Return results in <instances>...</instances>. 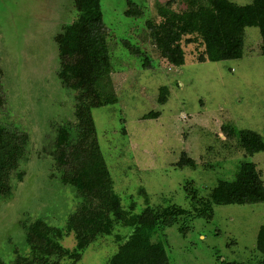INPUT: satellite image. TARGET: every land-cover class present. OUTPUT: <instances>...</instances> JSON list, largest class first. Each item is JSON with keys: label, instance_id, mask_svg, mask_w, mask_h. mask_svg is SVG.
Listing matches in <instances>:
<instances>
[{"label": "rangeland", "instance_id": "rangeland-1", "mask_svg": "<svg viewBox=\"0 0 264 264\" xmlns=\"http://www.w3.org/2000/svg\"><path fill=\"white\" fill-rule=\"evenodd\" d=\"M128 0H99L107 28L110 79L116 102L92 107L95 135L113 189L125 209L175 203L190 209L184 190L191 184L207 197L218 180H230L243 161L256 164L264 184V150L248 154L238 130L264 134V56L257 27L244 29L240 58L198 61L197 42L183 43L184 63L164 60L151 41L147 20H159L156 3L130 0L140 16L126 15ZM182 10L186 0H170ZM239 4L250 0H231ZM77 16L72 0H0V122L26 132L25 155L18 160L20 180L10 176L11 193L0 196V258L13 260L28 252L22 222L40 217L64 227L78 204L74 189L60 182L50 154L58 124L73 120L74 92L57 77L59 58L54 34ZM132 47V49H130ZM134 47V49H133ZM165 100L159 101V92ZM158 112L157 116H145ZM191 159L193 166L179 165ZM208 220L188 217L182 235L178 224L152 237L164 243L169 264H218L237 259L253 263L258 227L264 224V202L214 204ZM97 236L77 262L105 264L116 252L114 233ZM68 248L72 234L61 239Z\"/></svg>", "mask_w": 264, "mask_h": 264}, {"label": "trees", "instance_id": "trees-1", "mask_svg": "<svg viewBox=\"0 0 264 264\" xmlns=\"http://www.w3.org/2000/svg\"><path fill=\"white\" fill-rule=\"evenodd\" d=\"M72 1L77 16L62 25L53 39L59 58L57 77L62 86L74 92L73 120L56 126L50 154L60 182L71 186L79 201L64 227L51 225L40 217L22 222L28 252L15 251L13 260L5 262L0 258V264H63L64 259L77 262L89 243L97 236L112 234L118 224L128 232L124 236L114 233L117 250L105 264H169L163 240L152 239L155 233L178 224L179 232L185 235L189 230L187 218L210 219L214 204L264 202L263 180L254 162L243 161L234 177L218 180L207 197L198 196L191 184H185V193L192 202L190 209L175 203L146 205L138 213L132 212L133 205L125 209L113 189L91 115L92 107L117 99L109 75L107 28L99 0ZM127 4L126 15H141L135 3L128 0ZM170 4V0L156 3L159 20L146 21L152 43L169 64H183V43L191 42L203 47L198 61L240 58L244 29L248 26L258 28L259 50L264 56V0L243 4L231 0H186L182 10H175ZM165 94L160 90V102L165 100ZM157 115L158 112H149L145 116ZM237 134L246 153L264 150V134L247 129H240ZM27 141L26 132L16 133L0 122V196L11 193L12 173L18 180L22 177V171L16 169L18 160L25 155ZM178 164L193 166L194 162L180 159ZM68 234L75 240L71 248L61 243ZM255 248L260 255L253 263L223 259L218 264H264V224L258 227Z\"/></svg>", "mask_w": 264, "mask_h": 264}]
</instances>
